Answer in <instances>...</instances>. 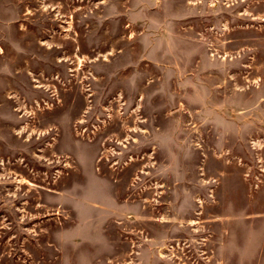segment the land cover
<instances>
[{
  "label": "rangeland",
  "instance_id": "obj_1",
  "mask_svg": "<svg viewBox=\"0 0 264 264\" xmlns=\"http://www.w3.org/2000/svg\"><path fill=\"white\" fill-rule=\"evenodd\" d=\"M0 264H264V0H0Z\"/></svg>",
  "mask_w": 264,
  "mask_h": 264
}]
</instances>
